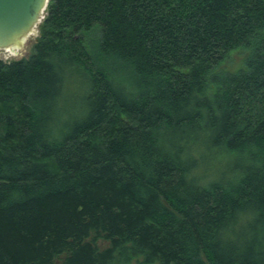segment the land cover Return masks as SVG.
<instances>
[{"label": "trees", "instance_id": "obj_1", "mask_svg": "<svg viewBox=\"0 0 264 264\" xmlns=\"http://www.w3.org/2000/svg\"><path fill=\"white\" fill-rule=\"evenodd\" d=\"M0 264H264V0H50L0 59Z\"/></svg>", "mask_w": 264, "mask_h": 264}, {"label": "water", "instance_id": "obj_2", "mask_svg": "<svg viewBox=\"0 0 264 264\" xmlns=\"http://www.w3.org/2000/svg\"><path fill=\"white\" fill-rule=\"evenodd\" d=\"M50 0H0V48L21 46L41 23Z\"/></svg>", "mask_w": 264, "mask_h": 264}, {"label": "rangeland", "instance_id": "obj_3", "mask_svg": "<svg viewBox=\"0 0 264 264\" xmlns=\"http://www.w3.org/2000/svg\"><path fill=\"white\" fill-rule=\"evenodd\" d=\"M46 9L43 12L44 18L46 15ZM44 18L42 19V21L44 20ZM40 24H38L28 36L21 40V46L15 45L12 48H0V59L3 61H15L29 58L30 55H32V53L34 52L35 44L37 43L39 38ZM247 55L248 52L245 50H239L232 53L230 58L223 64L224 69H226L227 71L235 72L243 68L244 61ZM98 245L101 249H104L109 246V242L105 240H99Z\"/></svg>", "mask_w": 264, "mask_h": 264}]
</instances>
